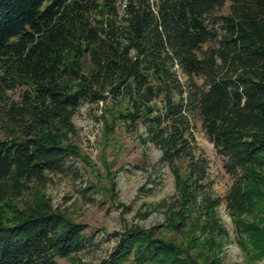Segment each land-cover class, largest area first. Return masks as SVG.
<instances>
[{"label": "trees", "instance_id": "1", "mask_svg": "<svg viewBox=\"0 0 264 264\" xmlns=\"http://www.w3.org/2000/svg\"><path fill=\"white\" fill-rule=\"evenodd\" d=\"M85 103L107 136L156 147L176 188L163 227L113 232L97 264H222V203L246 264L264 257V0H0V264H84L87 225L40 190L77 176ZM197 122L231 179L224 199Z\"/></svg>", "mask_w": 264, "mask_h": 264}, {"label": "rangeland", "instance_id": "2", "mask_svg": "<svg viewBox=\"0 0 264 264\" xmlns=\"http://www.w3.org/2000/svg\"><path fill=\"white\" fill-rule=\"evenodd\" d=\"M72 124L75 133L69 139L80 156V160L74 162L77 176H51L40 192L68 219L87 225L90 245L76 257L84 264H97L114 247L113 232H123L135 225L156 230L165 225L164 208L160 205L176 195L175 179L165 164L158 163L160 151L152 144L143 145L124 133L107 136L100 104L81 105L72 117ZM194 136L197 147L209 161L208 181L212 194L224 199L231 179L223 171L220 158L198 122ZM147 210L148 214L142 216ZM216 218L228 235L222 240L221 263L246 264L247 253L237 243L234 220L224 203L217 208ZM160 233L164 237L169 235L164 231ZM239 236L249 244L246 235ZM72 262L57 260V264ZM255 263L264 264V257Z\"/></svg>", "mask_w": 264, "mask_h": 264}]
</instances>
